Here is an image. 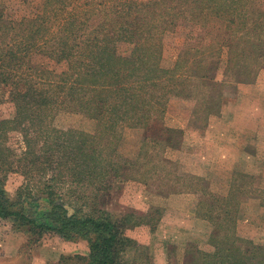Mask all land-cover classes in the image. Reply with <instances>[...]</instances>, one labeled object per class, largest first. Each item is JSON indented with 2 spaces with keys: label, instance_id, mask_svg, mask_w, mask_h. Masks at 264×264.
<instances>
[{
  "label": "trees",
  "instance_id": "1",
  "mask_svg": "<svg viewBox=\"0 0 264 264\" xmlns=\"http://www.w3.org/2000/svg\"><path fill=\"white\" fill-rule=\"evenodd\" d=\"M54 2L59 4V0H46L44 17ZM90 3L87 13L70 14L49 37L44 17L21 19L18 24L28 22L29 29L17 33L14 23L3 20L0 11V99L1 90H7L15 110L13 119L0 120V142L8 131L24 133L27 148L18 170L26 184L33 172L43 182L40 193L44 194L41 202L46 221L38 223L27 215L23 194L11 201L1 181L0 220L9 219L16 228L25 229L30 243H37L47 232L64 241L84 240L89 250L82 259L84 264H118L124 248L121 223L125 220L117 223L95 212L83 215L80 209L68 217L63 205L54 202V197H58L52 185L55 177L62 174L77 185L98 182L109 174L120 181L124 180L126 170L104 160L103 151L92 150L86 134L55 129L50 122L51 111L61 108L81 113L103 121V127L115 133L122 125L149 130L152 120L172 95L192 97L199 102L193 114L199 111L208 116L216 114L223 100V85L249 83L264 69V0H91ZM91 21L94 29L85 36L84 27ZM181 23L218 33L215 42L201 50L218 53L214 67L207 65L206 58L199 54L201 51H194L197 55L189 60L179 57L173 69L160 66L161 36ZM121 42L132 46L126 56L117 52ZM183 49L182 53H192L190 48ZM223 49H227L223 80L217 82L215 72ZM42 59L63 64L65 70L57 74L41 63ZM164 134L161 140L164 146H175V137L181 131L166 129ZM4 162L0 154V169ZM237 177L248 186L251 184L247 176ZM238 188L242 186L234 180L231 194L224 198L228 207L229 195L232 197ZM101 189L104 190V182ZM22 190L28 191L29 198V184ZM255 193L261 195L264 205V190L257 189ZM215 198L209 197L212 202L201 215L213 225L208 240L212 250L203 251L188 244L184 264H264V246L240 238L235 228L237 211L214 207L213 201L218 202Z\"/></svg>",
  "mask_w": 264,
  "mask_h": 264
},
{
  "label": "rangeland",
  "instance_id": "2",
  "mask_svg": "<svg viewBox=\"0 0 264 264\" xmlns=\"http://www.w3.org/2000/svg\"><path fill=\"white\" fill-rule=\"evenodd\" d=\"M90 2L59 0V4L54 2L49 9L46 7L48 14L44 17L46 0H0V11L3 20L14 23L17 33L29 29L28 22L18 24L21 19L38 16L42 20L44 17L49 37L70 14L87 13ZM92 22L85 25L83 35L87 36L94 29ZM217 36L216 31L179 24L161 36L160 66L165 70L173 69L179 57L191 59L197 55L194 51H201L210 42L213 44ZM131 47L129 43H118L117 52L126 56ZM183 48H190L192 53H182ZM222 51L215 72L217 82L223 80L227 49ZM199 54L206 58L207 65L214 67L218 53L201 51ZM40 62L57 74L65 70L63 64L47 59ZM222 92L220 108L209 116L200 111L193 114L199 102L192 97L172 95L162 112L152 120L149 130L122 125L115 133L103 127V121L81 113L61 108L51 111L50 122L55 129L86 134L92 150L103 151L104 160L124 166L126 170L124 180L120 181L109 174L98 182L77 185L62 174L55 177L52 185L58 197H54V202L63 205L68 217L80 209L83 215L95 212L117 223L125 220L121 223L120 238L124 248L119 253L118 264H184L188 244L211 251L208 240L213 225L201 216L212 202L211 196L218 199L217 203L213 201L214 207L237 211L235 228L240 238L264 246V205L261 195L255 193L257 189L264 190V69L249 83L223 85ZM1 94L0 120H11L14 107L7 90H1ZM209 124L217 130L210 133ZM248 128L255 129L247 139L249 147L255 149H244L243 158L234 167L227 165L225 158L228 161L230 158L223 149L236 145ZM166 129L181 131L175 137V146L166 147L161 141ZM3 139L0 142V154L5 159L0 169L2 188L11 201L23 194L27 215L43 223L46 221L41 202L44 194L40 193L43 182L34 172L29 173L27 184L31 194L27 198L28 191L22 190L27 180L18 170L27 139L19 130L8 131ZM240 175L247 176L251 184L248 186L245 180L238 179ZM234 180H238L242 188L233 191L232 197L229 195L231 205L228 207L224 198L231 194ZM29 238L28 232L16 228L11 220H0V264H84L82 259L89 253L84 240L64 241L51 232L43 234L37 243H30Z\"/></svg>",
  "mask_w": 264,
  "mask_h": 264
},
{
  "label": "crops",
  "instance_id": "3",
  "mask_svg": "<svg viewBox=\"0 0 264 264\" xmlns=\"http://www.w3.org/2000/svg\"><path fill=\"white\" fill-rule=\"evenodd\" d=\"M219 124V122H218ZM207 130H209L210 133H213L215 130H217V127L211 126L210 124L208 125ZM255 133V129L254 128H248L247 131H243L242 135H241V139L239 142L236 143V145H229L228 147L226 146L223 151L225 153V156L228 157L229 161L225 158V161L227 163V165H233L232 167H234V165L237 164V162L239 161L240 158H243V151L244 149H248L251 148L249 147V144L247 143L250 136H252ZM239 140V139H238ZM230 142H234L231 141ZM243 142V143H240ZM253 149H255L254 147H252ZM251 148V149H252ZM226 150V152H225ZM230 154V156H229Z\"/></svg>",
  "mask_w": 264,
  "mask_h": 264
}]
</instances>
